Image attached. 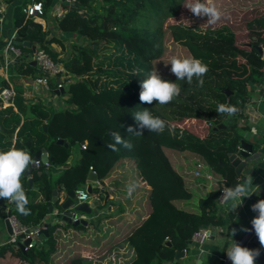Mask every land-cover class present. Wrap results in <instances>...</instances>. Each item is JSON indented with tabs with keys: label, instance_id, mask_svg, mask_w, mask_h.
<instances>
[{
	"label": "trees",
	"instance_id": "trees-1",
	"mask_svg": "<svg viewBox=\"0 0 264 264\" xmlns=\"http://www.w3.org/2000/svg\"><path fill=\"white\" fill-rule=\"evenodd\" d=\"M50 1L43 0V6ZM93 1L75 0L56 20L61 31L81 36V42L73 43L64 56L57 57L50 48L47 32L39 23L26 19L17 29L16 38L25 35L74 76L58 90L63 105L54 109L35 100L22 110L24 117L12 147L29 154L30 149L45 147L57 164L65 163L71 145L77 147L78 156L53 180L41 163L30 172L34 186L22 177L29 200L27 215L9 200L0 199V204L9 205L21 224L39 225L51 188H56L61 199L71 189L85 188L90 166L96 174L92 194L100 207L109 205L110 210L86 224L47 223V234L39 243L24 251L16 246L17 264H87V257L103 256L119 242L131 252L128 264H176L178 260L172 261L175 250L187 249L194 231L223 224L217 196L223 187L237 185L238 174L229 165L227 153L234 152L244 138L246 124L240 117L249 84L264 87V56L257 49L264 48V0H215L224 15L214 25L206 17L182 20L186 0H99L102 6L92 5ZM25 2L14 8L15 23L22 17ZM173 33L197 50L194 58L208 66L202 85L195 77L191 84L176 81L171 65L165 66L173 56H190L185 48L182 55H167ZM20 48L19 59H25L24 50L29 48ZM14 63L9 68L11 78L15 72L26 74L28 80L42 74L30 62ZM156 69L163 79L181 87L180 95L163 106L139 100L141 82ZM55 77L48 76L50 91ZM219 105L236 111L219 113ZM145 108L166 122L162 133L127 131L129 126L139 130L133 115ZM180 120L188 121L187 126L180 131L168 128V121ZM18 121V114L0 107L3 134ZM43 121L45 130L37 129ZM193 121L197 127L189 126ZM113 132L132 147L116 144ZM58 138L67 146L58 143ZM10 140L0 141V151L9 149ZM109 145H115V150ZM196 162L202 166L194 174ZM130 186L134 187L131 195ZM7 247V243L0 245V255ZM244 247L260 249L256 264H264V249L252 238Z\"/></svg>",
	"mask_w": 264,
	"mask_h": 264
},
{
	"label": "crops",
	"instance_id": "crops-1",
	"mask_svg": "<svg viewBox=\"0 0 264 264\" xmlns=\"http://www.w3.org/2000/svg\"><path fill=\"white\" fill-rule=\"evenodd\" d=\"M60 1L61 0H51L46 6H44L45 13L42 17L36 19L27 18L30 19L32 22L39 23L41 28L46 30L47 34L45 41L49 39L48 40L49 46L52 50H54L57 53V57L64 56V54L68 53L71 50L73 43L79 44L81 42V36H78L72 32L61 31L56 25V19L50 16V11L54 7L58 6ZM21 2L22 0H0V7L2 8L3 11L2 20L0 21V41H2V43L4 42V39L10 36L11 33H13L14 31L16 34L18 27L21 24H23L22 17H19L16 23L14 22V8L16 6H19ZM28 28H29L28 30L29 32L30 26H28ZM20 39H28V38L22 34L21 36L18 35L17 38L15 36V40H20ZM67 47H69V51H66ZM32 53L33 50L31 48H29L28 51L24 50V54L26 55L25 59L18 58V60H15V63L16 62L23 63L24 61L30 62L31 60H33ZM65 72L67 76L65 78L66 79L65 82H66L67 79H71L70 77H73L74 75L73 73H69L67 70ZM9 80L13 84L16 90V94L13 98V105L7 108H10L12 112L18 114L19 121L14 129L8 130L4 132V134L3 131L0 129V136H1L0 141L5 139V137L10 138L11 140L8 147L10 149L16 139L17 127L21 123V120L24 117L22 110H26L27 106L30 103H32L35 100H41L46 106H50L55 109L56 107L63 105L64 102L59 92L55 93L52 90L50 92L52 94L49 95L48 94L50 91L48 90L49 88L48 89L42 88L37 93L32 92L31 91L32 79L28 80L26 74L23 75L15 72L12 78L9 76ZM4 84L5 81L2 79L0 72V87L3 86ZM263 88L264 87L261 84H254V83L249 84L248 89L250 94L245 96L244 112H243L244 116L240 117L241 121H243L246 124V129L243 133L244 138L252 142V149L249 155L244 158L246 160V163L242 167L240 173L238 174L237 184L243 183L248 177H252L254 193L250 197H245L242 201L229 200L219 206L216 205L218 213L221 214L222 217L224 218L223 224L211 227V229L214 230V234L212 235V237H209L210 235L209 234L206 238H204V240L201 242L199 246H195L194 244L188 243L189 250L186 249L184 257L177 259L178 261L176 264H219V256H221L223 253H226L227 249L232 245L233 241L238 243L246 235V232L242 231L241 229L242 228L249 229L251 225V220L254 218V216L257 215V213L251 211V205L256 203L258 200L264 199V137L261 135V133H259L261 131L264 132V94L262 91ZM16 96L19 97L18 100H20L19 104H21L20 105L21 107L18 106V102H17L18 100L15 101ZM33 118L34 117H32L31 119ZM43 123L44 125H42ZM45 125L46 124L43 121L42 123L38 124L36 128L40 130H45ZM30 155L32 156V153H30ZM46 155L49 156L47 150H46ZM77 156H78L77 147L71 145L69 150V155L66 158L65 163L57 164L55 162L52 163L50 162L47 164L44 163L41 164L44 165L45 171L48 172L50 179L53 180L64 168V166L74 161V159H76ZM39 165L37 167H39ZM23 177L26 178V176ZM94 182H96V180L91 181L86 178L85 186L86 184H90V186H92ZM33 184L34 183L32 182L31 179L30 185ZM256 185H258L259 187H256ZM57 196H58V191H57ZM91 197H94L92 191L89 194L88 199ZM246 201L248 202L247 207L245 206ZM8 207L10 206L8 205ZM109 210H110L109 205H106L105 207H100L98 203V205L91 210L90 214L80 213V215L85 217V219L88 221L95 219L96 217L104 213V211H109ZM5 213H6L5 210H2L0 212V245L2 243H7V245H9L10 247H7L8 251L1 253L2 255H0V264H17L19 262V257L17 256L15 250L17 249L16 246L18 248L19 246L17 245V242L16 243L6 242L9 232L7 231L6 226L4 224ZM52 217L53 215L51 213L48 214L46 210L44 216L41 219L40 222L41 224L37 226H42L43 223L49 222V220ZM234 229L236 230L235 235H233ZM36 238L37 235L35 236L34 239ZM41 240L42 239H40L39 242ZM12 249L13 252H11ZM111 251L106 253H110ZM118 253L119 254L116 255L122 258V261L121 259H119V261H114V264H128L129 260L131 259L130 253H126V251L122 252V255L121 252ZM91 257H96V256L87 257L86 258L87 264H91V259H90Z\"/></svg>",
	"mask_w": 264,
	"mask_h": 264
},
{
	"label": "clouds",
	"instance_id": "clouds-1",
	"mask_svg": "<svg viewBox=\"0 0 264 264\" xmlns=\"http://www.w3.org/2000/svg\"><path fill=\"white\" fill-rule=\"evenodd\" d=\"M194 16L206 17L207 23L216 24L224 15L222 11L213 3V0H188L184 5ZM171 65L170 72L177 78L176 81L186 80L189 84L195 77L199 84H203V76L209 71L208 66L200 59L194 57L173 56L165 66ZM139 100L141 103L151 105L154 101L159 105H167L177 98L181 93V87L178 83L165 80L158 73L157 69L151 71L147 78L140 84ZM219 113H228L231 115L236 111L234 107L219 105ZM137 122V128L129 126L128 132L135 135H142L144 130L152 133H162L166 128V122L145 108L137 111L134 115ZM116 144H121L125 148H131L132 145L122 139L118 132L112 133ZM115 150V145H109ZM34 164L32 156L25 150L12 147L7 151H0V199H6L16 204L17 210L27 215L29 210L26 206L29 203L25 193L22 177L29 167ZM256 187H259L256 185ZM134 190L129 187V195ZM253 191V179L248 177L243 183L227 188L222 197L225 201H242L245 197H250ZM251 211L257 215L251 220L252 228L259 240L261 248H264V199L258 200L251 205ZM59 220V219H58ZM61 221V220H59ZM47 224V223H46ZM244 232L247 228L241 229ZM235 229L233 235H235ZM227 258L231 264H256V258L260 255V249H249L240 246L233 241L232 245L226 251Z\"/></svg>",
	"mask_w": 264,
	"mask_h": 264
},
{
	"label": "built area",
	"instance_id": "built-area-1",
	"mask_svg": "<svg viewBox=\"0 0 264 264\" xmlns=\"http://www.w3.org/2000/svg\"><path fill=\"white\" fill-rule=\"evenodd\" d=\"M75 0H61L58 6L54 7L50 11V16L55 18L56 20L60 19L64 15V7L68 8ZM63 2V3H62ZM62 3V6H61ZM101 3V2H100ZM102 4V3H101ZM22 23L27 18H40L44 15V6H43V0H27L22 6ZM3 11L0 7V21L2 20ZM15 31L11 33L10 36H8L6 39H4V42L0 41V72L1 77L5 81V84L0 87V107H9L13 105V98L16 94V90L9 80V67L17 60L21 55L22 51L19 45L15 44ZM263 50V56H264V48L261 47ZM32 59L35 62L36 67L40 70L42 73L39 76H36L31 81V91L34 93L39 92L42 88L48 89V76H56L55 77V86L52 89H62L65 85L64 77H66V72L62 68L61 65L54 62L52 58L49 56V54L42 48V47H34L33 53H32ZM167 126L170 129H173L174 127H177L180 131L182 126L179 123L174 122H167ZM40 164L38 160L34 161V167H37ZM202 166L200 162L195 163V170L194 174L198 173V169ZM89 169L91 167L89 166ZM226 187H223L216 199V205L219 206L223 203H225L222 193L226 190ZM74 196H73V204L86 201L88 200L89 193L85 190V188H75L73 189ZM8 205L6 204H0V212L2 210H7ZM80 214H78L76 217L71 218L70 221H74L76 218L79 217ZM255 217V216H254ZM5 218L7 219V222L10 227V232L8 234V238L6 242L8 243H16L19 240L28 239V242L24 246V248L30 247L32 244H34L33 240L36 236V233L34 230H31V227H27L23 224H21L14 216V214L11 212L6 214ZM58 221L54 216L49 220L47 223H54ZM211 227H200L196 231L193 232L191 239L193 241L192 244L195 246H199L201 242L209 235V230ZM254 229L252 228V225L249 227V231L246 232V235L241 239L244 244L245 241L249 240L251 238V233H253ZM22 234V237L19 235ZM240 240V241H241ZM239 241V242H240ZM238 242V244H239ZM185 251L186 249H182ZM116 254H119L118 252L111 251L110 253H106L104 256H96L91 257V264H114V261H119L120 257ZM230 260L227 258V254L223 253L221 256H219V264H229Z\"/></svg>",
	"mask_w": 264,
	"mask_h": 264
},
{
	"label": "water",
	"instance_id": "water-1",
	"mask_svg": "<svg viewBox=\"0 0 264 264\" xmlns=\"http://www.w3.org/2000/svg\"><path fill=\"white\" fill-rule=\"evenodd\" d=\"M28 30H29V28L27 27V32H28ZM19 36H21V34H19ZM14 42H15V44H17L19 46L28 47V48H31L32 50L35 47V45L30 43V40H28V39L15 40ZM257 49L259 51V54H263V50L260 47H257ZM30 62L32 65L35 64L34 60H31ZM53 91L55 93L59 92L57 89H53ZM60 91H62V89H60ZM223 91L226 94L230 93V91H228L227 88H224ZM42 125H44V123ZM259 133H261V135L264 137V132L261 131ZM56 141L59 143H63L64 146H67V143L63 142V140L60 138H58ZM25 144L26 145L29 144L28 139L25 140ZM251 149H252V142L242 138L240 140L238 146H237V149L234 152H228L227 153L228 163H229V165H231L233 167L234 172L236 174H239L242 167L245 165L246 160L244 158L249 155V153L251 152ZM29 151H30V153H32V158L34 161L38 160L40 163H44V164L53 162L52 157L46 155L45 147H40V148H37L35 150L30 149ZM33 168H34V164H32L29 167V169L23 175V176H26V179H27V182L29 185L31 184V177L29 176V174ZM86 178L88 180L95 181L96 180L95 172L93 170L89 169L87 171ZM85 190L89 194L91 193L90 184H86ZM73 196H74V191H73V189H71V190L66 192V196L63 199L58 198L56 188L52 187L51 191H50V198L48 200H46L47 213L48 214L51 213L56 219H59L61 221L71 222L70 219L76 217L80 213L89 214L91 212V210L93 208H95L99 203L95 197H91L86 201H82V202H79V203L72 205L73 204V202H72ZM12 203L15 204L14 202H12ZM9 213H10V208H8L6 210V214H9ZM86 222H87V220L82 215H79L78 218H76L74 221H72L73 224H76V223L85 224ZM4 224L6 226L7 231L10 232V227H9V224H8L6 218H4ZM45 226H46V222L43 223L42 226L36 225V226L31 227V230H34L36 235H37V238L33 240L34 243H38L39 240L42 239L47 234V230H46ZM209 234H210L209 237H212V235L214 234V230L210 229ZM19 236L22 237V234H20ZM251 238H252L253 242L260 245L259 240H258L254 231H253V233H251ZM27 242H28V239L25 238V239L17 241V245L19 246V248L21 250H25L24 246L26 245ZM242 242L243 241L241 240L239 242V245L244 247V244H242ZM163 243L170 245V241L168 239H164ZM189 243L192 244L193 241L189 240ZM184 255L185 254H184L183 250H175V252L173 254L172 261L174 262L179 258H183ZM229 264H231V261L229 262Z\"/></svg>",
	"mask_w": 264,
	"mask_h": 264
},
{
	"label": "rangeland",
	"instance_id": "rangeland-1",
	"mask_svg": "<svg viewBox=\"0 0 264 264\" xmlns=\"http://www.w3.org/2000/svg\"><path fill=\"white\" fill-rule=\"evenodd\" d=\"M27 1V0H26ZM98 1V2H97ZM215 0H213V3H214ZM188 3V0H186V3ZM99 5V6H102V4L99 2V0H94L92 2V5ZM215 4V3H214ZM101 9V8H100ZM181 12L183 14H185L184 16H182V20L184 21H189V22H193V14L184 6H182L181 8ZM207 21V19H206ZM172 42H170V40L167 42V45L170 49H168V53L167 55L170 56V55H175L177 53H179L180 55H182V48H185V50L189 53L190 56L194 57L197 53V50H194L193 47H191L189 44H187L185 42V40L183 39V37L181 35H179L178 33H173L171 35V37L169 38ZM66 51H69V47H67ZM171 52V53H170ZM51 91H49V95H51L52 93H50ZM188 120V119H187ZM189 121V120H188ZM188 121H185V120H180V121H177L182 127H186L187 124H188ZM171 122V121H170ZM173 122V121H172ZM192 125L196 126L197 125L195 124V121H193V123H191L189 126L191 127ZM90 214V213H89ZM188 250H189V247H186ZM129 249L126 247V244L123 242H119L118 243V246L116 247V249L114 250V252H121V255H122V252L126 251V253H130L131 255V252L128 251ZM187 250V251H188ZM122 257V256H121ZM121 261H122V258H120Z\"/></svg>",
	"mask_w": 264,
	"mask_h": 264
}]
</instances>
